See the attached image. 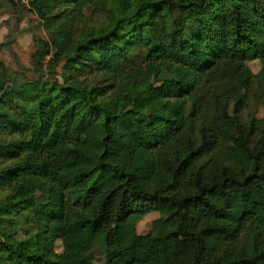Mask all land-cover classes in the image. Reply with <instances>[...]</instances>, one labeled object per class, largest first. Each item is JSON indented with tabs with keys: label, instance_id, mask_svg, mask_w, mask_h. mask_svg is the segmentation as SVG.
<instances>
[{
	"label": "trees",
	"instance_id": "1",
	"mask_svg": "<svg viewBox=\"0 0 264 264\" xmlns=\"http://www.w3.org/2000/svg\"><path fill=\"white\" fill-rule=\"evenodd\" d=\"M29 7L50 33L36 70L63 65L0 69V264H94L97 246L99 264H264V118L237 116L243 78L264 95V0ZM88 7L103 21L79 26Z\"/></svg>",
	"mask_w": 264,
	"mask_h": 264
},
{
	"label": "rangeland",
	"instance_id": "2",
	"mask_svg": "<svg viewBox=\"0 0 264 264\" xmlns=\"http://www.w3.org/2000/svg\"><path fill=\"white\" fill-rule=\"evenodd\" d=\"M16 6L12 5L8 0H0V69L1 67L9 68V72L16 78L22 80H32L39 76L45 79H53L54 77L61 78L63 62L55 68V75H51L47 67L48 55L43 61V67L39 75L35 68V58L41 49V45L37 42L39 39L49 40L50 33L45 25L40 21L38 16L30 9L29 2L23 5L18 0ZM103 21L100 14L94 13L91 7L84 10V15L81 21H78L79 26L84 24H99ZM84 23V24H83ZM250 70L256 74L260 69L258 60L248 62ZM88 75V74H87ZM87 77H90L89 75ZM89 80V79H88ZM245 85L243 89L244 100L243 107L237 111L238 119L241 124L248 127L252 119L261 120L264 118V95L260 86L255 81L243 78ZM234 109V105L230 106V112ZM58 162L61 159H57ZM68 169L74 172L77 169L76 163H69ZM4 191L0 188V202L3 201ZM159 217L157 213H148L142 217L137 223L136 231L140 234L147 233L152 229L155 219ZM193 218V213L187 211L185 213V220ZM24 220L20 222L23 225ZM106 226L102 227L105 230ZM78 239L73 238V243H77ZM190 246L187 239L177 238L172 241V250L177 254L184 253ZM62 244L60 241L55 243V250L62 251ZM99 247H95L92 251V258L94 264H99L102 260V255L98 251Z\"/></svg>",
	"mask_w": 264,
	"mask_h": 264
},
{
	"label": "built area",
	"instance_id": "3",
	"mask_svg": "<svg viewBox=\"0 0 264 264\" xmlns=\"http://www.w3.org/2000/svg\"><path fill=\"white\" fill-rule=\"evenodd\" d=\"M22 3H27V0H21Z\"/></svg>",
	"mask_w": 264,
	"mask_h": 264
}]
</instances>
